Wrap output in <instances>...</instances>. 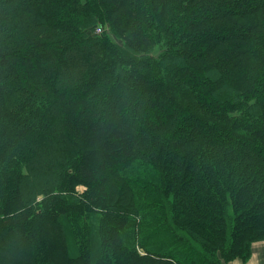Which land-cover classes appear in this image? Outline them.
<instances>
[{
    "label": "trees",
    "instance_id": "trees-1",
    "mask_svg": "<svg viewBox=\"0 0 264 264\" xmlns=\"http://www.w3.org/2000/svg\"><path fill=\"white\" fill-rule=\"evenodd\" d=\"M114 1L119 28L141 33L128 45L92 34L100 10L80 0H0V264L247 261L264 240V103L240 107L264 102V0H203L212 15L157 58L142 39L175 2L150 0V17Z\"/></svg>",
    "mask_w": 264,
    "mask_h": 264
},
{
    "label": "rangeland",
    "instance_id": "rangeland-1",
    "mask_svg": "<svg viewBox=\"0 0 264 264\" xmlns=\"http://www.w3.org/2000/svg\"><path fill=\"white\" fill-rule=\"evenodd\" d=\"M104 1H108V0H104ZM104 1L103 0H80L81 5L83 7H89L87 9H92L93 11H97L98 9L100 10V13L97 12L98 18L96 19V23L93 25V28L90 30V32L92 34L98 35L100 37L106 36L109 41H111L112 43L120 44L121 46H124L123 44L128 45L130 40L134 41L138 35H141L140 32L138 33L137 29H133L132 27H130L128 29H126V27L125 28L124 27L119 28V25L116 24V21L113 18L117 14L113 13V16H111L110 8L107 7V5H106L107 3H105ZM110 1H113V0H110ZM117 1H123V0H117ZM172 1L175 2L174 5H176V6H175V10H173V11H169V10L165 11L166 15H167V23L161 22V16H160L159 21H157L156 19H150L151 26L155 30L156 35L154 37L142 39L144 41L149 40V41H147V44H146L147 48H145V49H146V51H148L149 56L152 58H157L159 55H161L163 53L180 54V51L177 48V46L179 45L178 42H180V41H174V40H172V41L168 40L167 41L166 38L173 39V37H169V35L171 33H173L175 36L177 35L176 40H183L184 42L187 43L189 41V40H186L188 38V35L185 36L186 32L184 30V29H187L186 21L194 19L195 16L203 14L204 12H206L205 14H207V16L212 15L211 12H209L210 11L209 4L211 2L208 4V3H206L207 0H205L206 2H203V0H182V3L180 0H172ZM256 1H259V0H256ZM114 2H116V0ZM134 2L135 3L142 2L145 5L147 4L146 11L151 10V9H149V5H148V4H150V0H134ZM154 3H157L159 5V7H161L163 1L162 0L159 2L155 1ZM154 3L152 4V6L153 5L155 6ZM233 3H235V2H233ZM130 5H132L134 7V3L131 0H130ZM75 9L79 10V7L76 5ZM231 10L232 9L227 7V11L231 12ZM176 11L179 13L178 19L175 16ZM238 11H246V10L242 9V8H238ZM144 14H145V12L142 13V15H144ZM136 16H139L137 11H135V13H134L135 18H136ZM151 16H153V14L150 11V17ZM241 18L242 17L235 16L234 18L230 17V20L233 19L239 23L242 20ZM243 21H245V20L243 19ZM117 23H118V21H117ZM136 24H139V23H136ZM116 27H118L119 29ZM176 30L177 31L180 30V32H177ZM182 33H183V36H182ZM150 44H151L152 50L149 47ZM153 44H154V46H153ZM185 49H188V47L183 48V50H185ZM189 52H190V50H189ZM145 53L146 52H142L141 54L144 55ZM14 73H15L14 76H19L20 69L18 68L16 71L12 72V74H14ZM263 73L261 72V70H258L255 72V76H256V82L255 83L257 85L258 84L259 85L264 84V74ZM86 87H87L86 83L83 80H75L74 83L65 86V88H66L65 91H66V93L68 92L69 97H70V99L72 98V100L82 99L84 97L83 92H84V90L87 89ZM111 88L113 89L114 92H118L120 87L114 85ZM243 97L245 99L241 98L242 106L240 108H244L245 104H248V108H249L254 103H262V104L264 103L263 99L253 97L251 95L250 96L246 95ZM113 102H114L113 100L108 98L104 104L105 105L108 104V106H109L108 108L113 109V106H114ZM259 107L261 108L260 105H259ZM128 108L129 107H124L123 109L127 110ZM240 108L239 107L236 108V110L234 111L235 115H239L241 113ZM162 110H164V109H162ZM160 112H161V109H160ZM124 113L128 114V112H126V111H124ZM130 114H131V112H130ZM251 116H253V115H251L249 112L247 114H244L243 115V118L245 119L244 121L252 120L253 117L250 118ZM130 117H131L132 122L135 123L137 121L136 119H134L133 114ZM145 121L153 122V124L157 122L152 117L145 118ZM241 126L244 127L243 125H241ZM187 128H190V129L192 128L191 130H194V129H196V126H194L192 123H189V124H187ZM210 129H211V132L213 134H216V135L221 134V131L219 132V130H216L215 127H211ZM228 135H229V137H231L230 134H228ZM187 137L189 138L190 135H187ZM251 149L253 151L261 153L260 152L261 149L257 145L253 146ZM52 167H53V165H52ZM88 189L89 188L86 184L80 183L75 187L74 192L78 196H80V195L84 196L86 194V192L88 191ZM10 241L13 244L18 242V240H16V239H11ZM260 242H264V240H261ZM237 259H241V258H237ZM234 260H236V259H234Z\"/></svg>",
    "mask_w": 264,
    "mask_h": 264
},
{
    "label": "crops",
    "instance_id": "crops-1",
    "mask_svg": "<svg viewBox=\"0 0 264 264\" xmlns=\"http://www.w3.org/2000/svg\"><path fill=\"white\" fill-rule=\"evenodd\" d=\"M228 264H264V242H255L252 246V255L247 260L236 259Z\"/></svg>",
    "mask_w": 264,
    "mask_h": 264
}]
</instances>
